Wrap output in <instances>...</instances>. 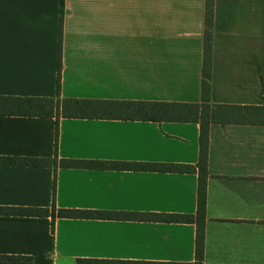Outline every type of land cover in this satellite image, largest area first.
<instances>
[{"label": "crops", "instance_id": "obj_1", "mask_svg": "<svg viewBox=\"0 0 264 264\" xmlns=\"http://www.w3.org/2000/svg\"><path fill=\"white\" fill-rule=\"evenodd\" d=\"M209 102L264 108V0H213ZM205 0H0V97L200 103ZM0 208L195 215L199 125L0 115ZM57 163L54 164V160ZM202 264H264V115L211 124ZM194 224L0 215V255L193 264Z\"/></svg>", "mask_w": 264, "mask_h": 264}, {"label": "trees", "instance_id": "obj_2", "mask_svg": "<svg viewBox=\"0 0 264 264\" xmlns=\"http://www.w3.org/2000/svg\"><path fill=\"white\" fill-rule=\"evenodd\" d=\"M62 3V0H60ZM213 0H205V33L203 45V69L201 80L200 103L174 102H136V101H99L85 99H62L57 94L53 98L39 97H0V115L43 117V118H81V119H116L151 122H183L199 125V159L195 167L185 165H141L131 163H104L81 160H60L63 168H103V169H148L172 171L179 173H196L198 176L197 210L193 215L180 214H128L108 213L78 209H49L3 207L0 215L8 216H52L57 218L80 219H127L156 221L166 223L194 224L195 252L194 263L202 264L203 235L205 219V186L207 179V147L208 129L211 124L244 123L264 115V108L219 106L209 102L210 92V39L212 26ZM253 112L254 117L248 118L244 113ZM0 163H17L21 165L49 166L50 160L43 159H9L0 158ZM57 160H54V164ZM0 264H31L27 256L0 255ZM75 264H190L168 262L116 261L99 259H77Z\"/></svg>", "mask_w": 264, "mask_h": 264}, {"label": "rangeland", "instance_id": "obj_3", "mask_svg": "<svg viewBox=\"0 0 264 264\" xmlns=\"http://www.w3.org/2000/svg\"><path fill=\"white\" fill-rule=\"evenodd\" d=\"M246 116H248V118H252V117H254V113L253 112H245L244 113Z\"/></svg>", "mask_w": 264, "mask_h": 264}]
</instances>
